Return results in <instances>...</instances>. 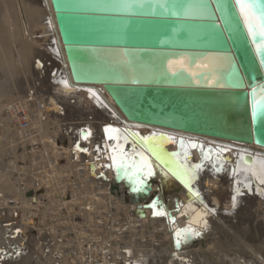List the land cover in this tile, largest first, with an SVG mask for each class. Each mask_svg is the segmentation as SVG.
<instances>
[{
	"label": "bare ground",
	"instance_id": "1",
	"mask_svg": "<svg viewBox=\"0 0 264 264\" xmlns=\"http://www.w3.org/2000/svg\"><path fill=\"white\" fill-rule=\"evenodd\" d=\"M21 16L26 19V30L23 28ZM18 17L21 32H24L23 37L27 40V53L31 65L35 66V60L38 59L37 64L41 62L46 66L45 78L50 79L55 85L54 92H51L55 95H65L67 90L77 92L75 104L81 107L80 111L83 113L79 111L81 115L87 112L93 114L96 123L92 120L85 125L92 133L88 139L83 140L80 135L85 128L78 129L75 133L77 124L65 123L64 118L55 124L54 130L45 127L46 120L52 118L51 113L54 112L52 105L46 101H43L39 108L31 100L32 95L29 92H27L29 97H26L30 100H22L13 95L15 89L11 88V85L12 82H16L19 75H22V78L17 83L22 80L19 83L21 89L29 82L25 48L17 30ZM32 30L38 31L36 35L41 36L40 44L34 43ZM13 39L19 43L16 55H10L12 47L10 49L8 47V43ZM55 61L60 64V75L58 67H55ZM189 63V59L185 57L170 61L169 71L173 73L182 70L191 76L208 71L211 77L205 81L206 83L215 85L218 82L223 85V81H219L220 71L227 69L229 64L227 58L221 56L207 58L197 61L193 67ZM35 68L37 67H33V70ZM0 71L3 72L0 90H3L4 85L8 86L7 91L3 90L0 95V125L5 126V134L7 131L5 139L16 143L18 152H21L12 154L11 173L13 177L17 176L18 179L27 181L25 180L27 175L24 174L31 172L33 173L31 178L35 182L34 187L28 190L26 186L23 187L26 210L22 214L26 218L22 219L21 223H17L19 212L12 210V215L8 214V211L0 212V225L9 223L0 228V264H51L49 261L53 256L52 243L41 244L42 241H46L45 235L41 232L34 233L31 228L32 225L38 224L35 220L37 216L31 210H34L35 206L43 205L47 194L51 203L50 209L53 211L43 216L40 224L49 233L54 246L63 244L70 233L80 242L77 244L80 248L77 249L80 250L81 257L77 258V252L71 253L68 250L65 254L59 255L54 264H83L80 258L86 260L84 263L97 264L104 257L103 251L108 249V244L114 255L121 256L119 259L122 264H126L128 260L118 251L121 250L120 245L128 248L130 255L134 253L133 256L138 259L136 261L139 264H264V195L260 194L261 190H264V185H260L250 173L241 171L247 166L244 160H241V156L251 155L254 158L253 162L264 160L263 148L254 144L127 121L103 85L78 84L73 81L50 0H0ZM34 73L37 74L38 71ZM61 76L68 82V88L59 84L57 78ZM130 78L132 81L140 79L133 73ZM193 80L198 84L197 78L194 77ZM89 89L96 93L102 103L97 101ZM63 99V103L68 106L69 99L66 97ZM4 102H7L6 105H3ZM58 108L62 111L61 107ZM78 120L77 118L75 121ZM23 124H27L26 127H23ZM95 124L97 126L99 124L98 130L93 129ZM105 126L119 129L123 135L132 133L138 137L162 138L159 145L154 144L159 153L166 160L172 153H181L179 161L181 163L184 162L183 150L180 147V141L183 140L185 150L189 153L188 165H204L198 179L192 183L193 190L198 191L200 197L194 196L188 187L172 174L169 165L161 163L152 152L142 147L141 141L137 140L138 151H144V154L149 156L156 175L147 180L148 196L142 194L138 196L137 202H134L132 200L134 197L129 194L125 184L115 181L114 168L103 167L104 164H111L105 157V149L108 151L111 145L104 140ZM49 130H52L53 136H49L50 143L47 145L43 141L48 137L46 133H49L47 132ZM168 137L172 140H168ZM128 140L133 143L131 135L128 136ZM78 141L81 149H87L86 152L75 147ZM193 143L202 145L204 152L211 149L209 153L211 158L205 160L199 147H189ZM97 147L100 148L99 152L96 150ZM31 150L36 151L37 158L30 154ZM217 156L224 162L223 171L217 172L213 168L214 164L220 167ZM171 159L176 161L175 157ZM156 163L158 169L155 167ZM162 169L168 172L167 181H171L173 185L171 192L165 191ZM233 169L237 170L235 176L232 175ZM36 176L39 178L36 179ZM236 180H239V186L235 184ZM246 184L251 185V188L245 187ZM237 187L244 190L242 195L237 197L239 203L233 209L232 196ZM26 190L28 194H25ZM40 190L42 194H37L36 192ZM51 192L54 193L53 197L50 196ZM77 193L82 195L81 201L77 200L75 195ZM154 198L159 200L165 212L172 213L177 228H183L192 220H197L196 226L192 228L200 231L202 235L178 250L173 243L174 230L169 216L153 217L151 216L153 210L144 208V205ZM177 203L183 206L187 204L183 209L180 208L185 214L181 218H177ZM196 209H201L203 215L199 213L194 216ZM202 220L208 221L210 225L208 229L203 228ZM83 222L85 233L83 231L81 233L79 228ZM9 227L13 233H10ZM110 235L116 237L109 240ZM33 236L35 238L31 241ZM81 242L85 243L87 252L82 248ZM33 243L36 245L35 250L32 249ZM47 249H50V254H47ZM25 250L30 251L26 257L21 254ZM70 253L72 258L69 257Z\"/></svg>",
	"mask_w": 264,
	"mask_h": 264
},
{
	"label": "water",
	"instance_id": "2",
	"mask_svg": "<svg viewBox=\"0 0 264 264\" xmlns=\"http://www.w3.org/2000/svg\"><path fill=\"white\" fill-rule=\"evenodd\" d=\"M50 1L73 81L103 85L127 121L264 149V115L253 117L254 105L264 103V64L236 0H127L132 12L119 9L124 0ZM199 4L205 7L202 14L184 15L183 9ZM217 56L229 63L220 71L223 87L205 82L211 77L208 71L193 76L169 71L168 63L178 58H188L193 67ZM131 73L139 81H132ZM80 135L86 140L82 131ZM104 136L111 144L105 157L112 163L115 142ZM132 144L124 145L129 153ZM244 158L245 163L254 160L251 155ZM108 165L103 167L110 169ZM162 176L165 191H173L171 181ZM115 181L125 184L134 202L149 194L132 192L130 181L118 179L116 172ZM186 206L177 203V218L185 215L180 208ZM199 213L203 215L196 209L194 216ZM168 216L174 233L196 226L192 220L177 228L175 217Z\"/></svg>",
	"mask_w": 264,
	"mask_h": 264
},
{
	"label": "rangeland",
	"instance_id": "3",
	"mask_svg": "<svg viewBox=\"0 0 264 264\" xmlns=\"http://www.w3.org/2000/svg\"><path fill=\"white\" fill-rule=\"evenodd\" d=\"M22 17V16H21ZM24 17V16H23ZM21 19V22H22V25H23V28L24 30H26L27 28V22H26V19L23 18ZM19 19V17H18ZM25 23H24V21ZM25 24V25H24ZM17 30H18V33L21 35V39H22V45L24 46L25 48V54H26V60H27V74L29 76V82L24 84L23 88L21 89L20 88V85L19 83L22 82V80L18 82V80H20L22 78V75H19L17 77V80L16 82H12L13 85H11V88H14L15 91L12 92L13 95L15 97H20V99H24V100H27L29 98H27L26 96L29 97V94H27V92H29L32 96H31V100L37 104V106L40 108L41 107V103L43 101H46L47 103H49L50 105H52L51 108L54 109V112L51 113L53 115L52 118H49L46 123V126L47 128H53L54 130V127L56 126L55 124L58 122H60V119L61 118H64L65 119V123H68V124H77L76 125V129H75V133H77V130H81L82 128H85V125L88 124V122H91L92 120L95 121L92 117L93 114L87 112L85 115H81V111H80V108L81 107H78L75 102H76V99L78 98V95H77V92H70L69 90H67V94L65 95H55L54 93V90H55V85H53L51 82L50 79H46V75H45V71H46V66H43V64L40 62L39 65H42L43 67H39L38 68V62H36L37 60H35V66L31 65V59L29 56V54L27 53V40L26 38L23 37L24 35V32H21V23H20V19L19 21L17 22ZM37 31V30H36ZM31 33H33V41L35 44H40V40H41V36L38 34V31L35 32V30H32ZM19 46V43H16L15 40H10V42L8 43V47L9 49L12 47V50L10 52V55L11 54H15L16 55V51H17V47ZM8 49V50H9ZM55 64V67H58L59 69V75L61 74L60 73V64L58 63V61H55L54 62ZM33 67H37L35 68V70H33ZM34 71H38V73H34ZM29 72V73H28ZM3 76V72L0 71V78ZM58 79V82L61 86H63V84L60 83L61 80H65L62 76L57 78ZM15 81V79H14ZM54 86V88H53ZM8 88V86L4 85L3 86V90L5 91L6 89ZM54 89V90H53ZM3 90H0V95L1 93H3L4 91ZM7 91V90H6ZM52 91V92H51ZM51 92V93H50ZM12 95V96H13ZM63 97H66L69 99V102H68V106L67 104L65 105L63 103ZM63 99V100H62ZM30 100V99H29ZM21 101V100H20ZM33 102H31V109H33ZM7 103V102H6ZM6 103L4 102L3 105H6ZM75 104V105H74ZM72 108H71V107ZM74 106V107H73ZM77 109H75L76 107ZM58 107H61L62 108V111L59 110ZM79 109V110H78ZM7 110V109H6ZM78 110V111H77ZM81 113H80V112ZM79 114H80V117H79ZM83 114V113H82ZM79 119L78 121H75L76 119ZM72 120V121H71ZM81 120V121H80ZM96 123V121H95ZM59 125V124H58ZM99 126V124H98ZM97 126V124L94 125L93 129L95 130H98L99 127ZM4 125H0V212L2 210L4 211H8L7 213L12 215V210L13 211H17L20 213V216L19 218L17 219V223H21L22 219H25L26 217L23 216L22 212L25 211V197H23V193L22 191L24 190L23 187L26 186L27 190L31 187H34V179L32 180L31 176V172H25V180L27 181H22L20 179L16 177H13L12 173H11V162H13V159H12V154L14 152H17L19 153V149L16 148V143H12L11 140H7L5 139L6 138V134H7V131H6V134L4 133ZM14 129V127H12ZM98 128V129H97ZM49 133H46V137L45 140L43 141L45 144L49 145L50 143V139H49V136L52 137L53 136V132L52 130H49L47 131ZM36 143H38V141H36ZM40 144V143H39ZM23 148V146H22ZM15 150V151H14ZM17 150V151H16ZM21 154V152L19 153ZM30 154L33 155L35 158L36 157V151L35 150H31L30 151ZM23 166V165H22ZM28 178V179H27ZM36 179L39 178L38 176L35 177ZM237 181L239 180H236L235 181V184L237 186H239V184H237ZM62 183V182H61ZM26 190L25 194H28V191ZM244 189L241 190V192L243 191ZM24 192V191H23ZM37 194H42V191H38L36 192ZM32 193H30L31 195ZM48 195V194H47ZM45 196V201L43 203V205L39 206V207H36L35 206V209L31 210L33 211V213L37 216L36 217V221H37V226H31L32 230L34 233H37V232H41L42 234L45 235L46 237V241H42L41 244H47V243H52V246H53V256L52 258L50 259L51 261H49L51 264H54L56 259L59 257V255L61 254H65L66 251L70 250L71 253H75L77 252L78 253V257H81L80 255V250H78L77 248H80L77 246V244H80V242L76 239H74L72 237V233H70L69 235H67V239L64 241L63 244H61L60 246L58 247H55L54 246V243L52 241V239L49 237V233L47 232L46 229H43V227L41 226L40 223H42V217L43 216H47L50 214V212L53 211V209H50L51 208V203H50V200L48 199L49 196ZM76 197H77V200L81 201L82 199V195L79 193L75 194ZM50 196H54V193L51 192ZM70 196V195H69ZM67 196V197H69ZM30 209V208H29ZM142 219H145V218H142ZM9 223H3L0 225V228H2L4 225H8ZM19 225V224H18ZM10 228V227H9ZM79 228H81V233H85L86 232V229L84 227V222L82 224L79 225ZM83 231V232H82ZM10 233H13L11 228H10ZM15 233V232H14ZM16 237V236H15ZM14 237V238H15ZM116 236L115 235H110L108 237L109 240H112L114 239ZM34 236L31 238V241L34 240ZM25 241H28V239H25ZM33 250L36 249V245L35 243H33ZM81 245H82V248L87 252V247L85 245L84 242H81ZM121 247V250H118L119 252H121L122 256H126L127 258V262L126 264H139L137 263L136 259L133 255V254H129L128 252V248L120 245L119 248ZM22 248L24 249V245L22 246ZM107 248L105 251H103V255L104 257H102L97 264H122L119 257V255H114L112 253V248L111 246H109V244L107 245ZM117 250V249H116ZM47 254H50V249H47L46 250ZM85 252V253H86ZM30 253V251L28 250H25V251H22V256L26 257L28 256ZM70 253L69 257L72 258V254ZM68 254V253H67ZM35 261V257L33 259ZM80 261L83 263V264H87V263H84V261L86 260H82L80 258ZM186 262V261H184Z\"/></svg>",
	"mask_w": 264,
	"mask_h": 264
},
{
	"label": "snow or ice",
	"instance_id": "4",
	"mask_svg": "<svg viewBox=\"0 0 264 264\" xmlns=\"http://www.w3.org/2000/svg\"><path fill=\"white\" fill-rule=\"evenodd\" d=\"M236 4L240 9V13L243 16L245 25L248 29L249 34L253 37V42L257 44V51L261 57V63L264 64V0H236ZM142 7V5H141ZM119 9L126 12H132L133 5L128 3L127 0L119 6ZM167 10V9H166ZM205 10L204 5H190L187 8L183 9L184 15H197L202 14ZM211 59V58H209ZM38 67H42L41 65H37ZM187 70V69H185ZM176 72H173V75H176ZM61 84L68 88V82L66 80H61ZM223 87V85H221ZM91 94L96 97L97 101H99V97L96 96V93L91 89L88 90ZM264 115V103H260L259 107L254 105L253 117L255 118L257 113ZM103 132L106 134L107 140L114 141V145L112 146L111 155L109 159L112 161L110 165L107 167L114 168L116 172V177L118 179L127 178L131 183V190L134 193H142L148 190L147 180L156 175V171L152 166L149 158L144 154V151H137L136 141L139 140L142 142V147L146 148L148 151L152 152L161 163L167 164L170 166V171L172 174L179 179L186 187H188L189 191L196 197H200V193L198 191H194L192 188V183L198 179L199 172L203 169V164H194L189 166L187 161L189 159V153L185 150V142L183 140L180 141V147L183 150V161H180L181 153H172L171 157H175L176 161L174 162L171 157L167 160L162 156L157 147L155 145H159L162 138H157L155 136L152 137H138L137 134L129 133L127 135H123L120 133L119 129L112 127H105ZM83 138L88 139L92 133L90 130H82ZM131 135L133 137L132 150L129 153L125 150L124 145L129 143L128 136ZM168 140H172L171 137L167 138ZM123 140V143H121ZM174 142V141H173ZM189 147L197 148L199 147L201 152L204 155L205 160H209L211 157L209 153L212 151L211 149L208 152H204L203 146L198 144H190ZM77 149L80 151H87V149H81L79 145H77ZM100 151V148L97 147V152ZM245 158L241 156V160L243 161ZM217 163L220 164V167H216L213 165L215 171H223V161L219 159L217 156ZM247 166L242 168L241 171H245L251 174L252 177L256 179V181L260 185H264V160L254 161V162H246ZM164 176L168 175L167 171L161 170ZM237 170L233 169L232 175H236ZM239 184V181H237ZM245 187L251 188V185L246 184ZM261 195H264V190H261ZM242 192L239 187L235 189V194L232 196V206L235 209L238 205L237 197L241 196ZM150 208L153 209V216L155 217H168V213L162 209L159 200L153 201L150 205ZM171 220V218L169 217ZM174 223V221H172ZM203 228L208 229L210 227L207 220L201 221ZM202 233L193 229L191 227L176 230L174 233V244L177 249H179L182 245L189 243L192 239L201 236Z\"/></svg>",
	"mask_w": 264,
	"mask_h": 264
},
{
	"label": "built area",
	"instance_id": "5",
	"mask_svg": "<svg viewBox=\"0 0 264 264\" xmlns=\"http://www.w3.org/2000/svg\"><path fill=\"white\" fill-rule=\"evenodd\" d=\"M18 113H20V112H18ZM26 125H27V124H23V127H26Z\"/></svg>",
	"mask_w": 264,
	"mask_h": 264
}]
</instances>
